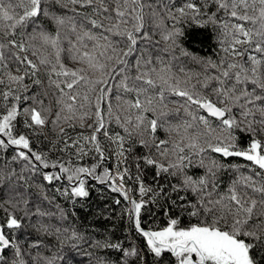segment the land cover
<instances>
[{
    "label": "snow or ice",
    "instance_id": "snow-or-ice-1",
    "mask_svg": "<svg viewBox=\"0 0 264 264\" xmlns=\"http://www.w3.org/2000/svg\"><path fill=\"white\" fill-rule=\"evenodd\" d=\"M65 248L264 264V0H0V264Z\"/></svg>",
    "mask_w": 264,
    "mask_h": 264
},
{
    "label": "trees",
    "instance_id": "trees-1",
    "mask_svg": "<svg viewBox=\"0 0 264 264\" xmlns=\"http://www.w3.org/2000/svg\"><path fill=\"white\" fill-rule=\"evenodd\" d=\"M184 44L186 47L189 48V50L193 51L195 54L200 56H207L209 55V52L212 48V45L214 44V41L211 38V33L207 30H201V29H190L189 35L187 39H185ZM158 135L163 136V133H158ZM102 186H97V189ZM97 189H93L91 193V199L90 204L91 206L95 207L99 204L104 203V201H101L97 199L99 192ZM86 213H81V220L77 221V227H82V221ZM88 222H93L92 218L88 217ZM157 225L162 224V218L158 219L156 221ZM101 234V230H97V235ZM35 239V237H33ZM56 249L53 248L52 251L45 250L44 255H51L53 252H55ZM92 251L91 249H88L87 251H81L79 249H69L65 248V256L71 257L69 264H94V259L90 257L87 252Z\"/></svg>",
    "mask_w": 264,
    "mask_h": 264
}]
</instances>
